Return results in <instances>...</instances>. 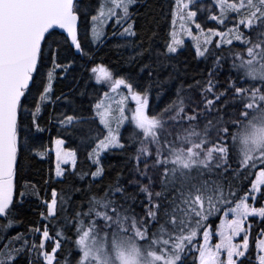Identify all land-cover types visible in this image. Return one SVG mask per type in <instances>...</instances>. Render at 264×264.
Wrapping results in <instances>:
<instances>
[{"label":"snow or ice","instance_id":"snow-or-ice-1","mask_svg":"<svg viewBox=\"0 0 264 264\" xmlns=\"http://www.w3.org/2000/svg\"><path fill=\"white\" fill-rule=\"evenodd\" d=\"M139 7L0 0V264H264V0H171L173 30L162 47L155 32L147 47L138 39L146 31ZM177 20L195 56L211 64L154 111L153 86L184 43ZM109 22L124 43L101 55ZM110 56L129 71L97 62ZM77 69L76 88L57 95ZM93 80L108 91L77 103ZM118 90L125 94L111 98ZM45 133L55 168L41 187L25 159L51 156ZM81 148L88 171L77 170ZM108 153L123 157L114 176ZM30 198L43 209L27 230L38 242L11 234Z\"/></svg>","mask_w":264,"mask_h":264},{"label":"trees","instance_id":"trees-1","mask_svg":"<svg viewBox=\"0 0 264 264\" xmlns=\"http://www.w3.org/2000/svg\"><path fill=\"white\" fill-rule=\"evenodd\" d=\"M98 0H92V4L96 6ZM171 0H140V7L134 11H138V14L142 17V19L138 22V28L140 24H146V31L145 34L138 39H143L145 41L144 47H147V40L148 36H150L153 32L156 33L154 38V45L156 47H162L163 44L170 40V32L173 30L172 24V17L170 15L169 4ZM92 14H95L94 12ZM151 21V23H147ZM215 25L212 23H208L206 27H214ZM116 31H120V29H115ZM114 31L113 24L111 23L107 28V38L102 45L103 51L101 55H104L108 48L117 43H124L123 40L119 39L118 37H113L112 33ZM131 53L128 50H124L123 56L127 57ZM115 56H110L104 61H97L103 62L108 64L109 66L114 67V70L120 72V74H124L125 72L129 71V69L123 63H114L116 61ZM231 61L229 60V63ZM175 68L169 67L166 70L162 71L159 80L161 81L160 84L154 85L152 90V107L153 110L156 111L157 105L159 108H163L166 104H168L171 99L174 98V93L177 88L183 83L185 86L193 82V78L201 79V73H204L206 69L210 66L211 61H205L203 58H197L195 56V45L189 41L185 40L184 43L181 45V52L176 60L173 61ZM227 67V65L225 66ZM132 73L135 74V69H131ZM79 70H74L68 74L67 80H62L56 86V93L57 95L60 94L61 91L63 92H71L73 88H76V84L73 83V77L79 76ZM171 74L172 79H169V75ZM206 78V77H205ZM220 79H224V75L220 76ZM85 89V83L81 82L79 85V90ZM87 95L81 101L77 99V103H83L85 106L88 104H94L98 102V100L103 98V92L107 91L106 87H100L96 85L95 81L93 80L87 85L86 88ZM157 93L160 94L159 99H157ZM73 97L69 96L71 100ZM131 131V126H128L125 130V135ZM53 139L56 137V132L53 130L51 133ZM42 141L45 147H51L52 144H49V134L45 133L42 136ZM79 141H68L65 145L66 148L69 149H76L78 147ZM123 157L119 154L115 153H108L103 163L105 167L108 168L109 165L114 166L109 169V175H115L116 171L119 170L123 164ZM26 165V175L32 179L33 183L36 181H40V186H43V181L48 178V171L51 168L54 172V163L53 160L49 157L36 158L32 159L31 157H26L25 159ZM70 168V165L68 166ZM77 170L88 171L89 164L85 161V151L81 148L78 151V163H77ZM94 170V169H93ZM127 174V173H125ZM90 178H86L85 184L87 180ZM254 179V176L252 177ZM129 191H132L130 188ZM80 199L79 195H75L73 197L74 201H78ZM38 201L35 198H30L24 205V208L21 210V215L18 217L22 223L17 224L12 230L11 234L15 235L17 232L20 233H27L29 239H37V236L33 235L32 233H28V228L31 225L39 226L40 224V217L38 216V212L42 211V208L37 207ZM259 206V205H257ZM222 215V214H221ZM211 223L218 224L219 220L213 218ZM258 222V221H257ZM259 231V228L253 229V235ZM67 247V245H66Z\"/></svg>","mask_w":264,"mask_h":264},{"label":"rangeland","instance_id":"rangeland-1","mask_svg":"<svg viewBox=\"0 0 264 264\" xmlns=\"http://www.w3.org/2000/svg\"><path fill=\"white\" fill-rule=\"evenodd\" d=\"M112 22H109L108 24H107V26H106V28H105V31H106V33H107V28H108V26L111 24ZM175 31L178 33V39H182L183 41H185V40H189V41H191L194 45H195V47H196V42L193 40V38H192V36H188V35H185V34H181V29H180V22H179V20H177V22H176V24H175ZM193 34L195 35L196 34V30H195V28L193 27ZM107 38V37H106ZM105 38V39H106ZM107 91H108V89H107ZM125 93L123 92V91H121V90H118V92L117 93H110V97L111 98H114L115 100H119L120 98H121V96L122 95H124ZM126 104H127V108H128V111H127V113H126V115H128L129 117L131 116V111H132V109H134V107H135V103H134V101H131L130 99L126 102ZM49 148H51V156L49 157L50 159H52L53 160V163H54V168H55V146H54V144H52V146L51 147H49ZM201 242H202V237H201ZM216 242H218V237H216V236H214L213 237V239H212V243L213 244H215Z\"/></svg>","mask_w":264,"mask_h":264}]
</instances>
